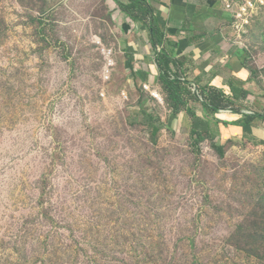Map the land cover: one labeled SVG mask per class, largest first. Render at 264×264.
Returning a JSON list of instances; mask_svg holds the SVG:
<instances>
[{"label":"rangeland","instance_id":"374dc122","mask_svg":"<svg viewBox=\"0 0 264 264\" xmlns=\"http://www.w3.org/2000/svg\"><path fill=\"white\" fill-rule=\"evenodd\" d=\"M246 1L227 30L247 91L187 86L193 123L137 75L111 0H0V264H264V147L195 123L264 116V0Z\"/></svg>","mask_w":264,"mask_h":264},{"label":"crops","instance_id":"0c3cea01","mask_svg":"<svg viewBox=\"0 0 264 264\" xmlns=\"http://www.w3.org/2000/svg\"><path fill=\"white\" fill-rule=\"evenodd\" d=\"M144 1L143 11L148 10L152 15L142 19L138 17L139 12L135 11L137 20H134L121 8L131 6L128 0H111L114 6L113 14L119 15L121 25L133 32L127 45L132 52L131 59L143 65L136 70L137 75L152 85L160 84L161 71L156 62L157 52H166L175 61V65H171V73L183 78L186 87L198 85L205 92L217 94L225 99L226 94L236 88L247 91L248 69L244 65V50L238 40L228 35L227 30L228 19L232 14L227 9V4L233 2L230 0ZM151 29L165 32V37L157 47V51L152 41ZM140 33L142 34L139 36ZM189 107L187 104L184 113H187ZM181 114H183L182 110L175 116ZM253 115H246L241 110L219 111L213 117L209 116L208 122L196 120L195 123L208 132L210 126L211 129L216 128L214 135L219 139L243 141L264 147V121L255 120L246 125V116ZM194 118L199 116L192 117L193 123ZM194 129L199 130V127Z\"/></svg>","mask_w":264,"mask_h":264},{"label":"trees","instance_id":"16d2710c","mask_svg":"<svg viewBox=\"0 0 264 264\" xmlns=\"http://www.w3.org/2000/svg\"><path fill=\"white\" fill-rule=\"evenodd\" d=\"M131 4L130 7L122 6V10L132 19L137 20L135 11L139 12V18H145L150 15L148 10L142 9L144 5V0H128ZM152 15V14H151ZM150 15V16H151ZM152 41L154 42V48L157 51V47L163 41L165 37V32L160 29H151ZM157 64L160 67L161 75L160 81L162 83L164 91L167 93L169 106L172 108L173 114L178 115L183 107L187 106V101L185 100V94L187 92L186 86L182 82L181 78H173L171 73V65H175V61L166 53V52H157ZM231 89V88H230ZM217 97V96H216ZM220 96L218 95V98ZM206 107H210L206 105ZM213 114H218L220 111L219 107L211 106ZM188 114L193 117L195 114L188 110ZM261 120L264 121V116L254 114L253 116H246L245 122L246 125L251 123V121ZM158 130V129H157ZM156 131V130H155ZM154 131V132H155ZM159 131V130H158ZM156 131V133L158 132ZM193 136L197 139V142H202L205 140L203 133L199 130H193ZM198 136V138H197Z\"/></svg>","mask_w":264,"mask_h":264},{"label":"built area","instance_id":"2783aa9c","mask_svg":"<svg viewBox=\"0 0 264 264\" xmlns=\"http://www.w3.org/2000/svg\"><path fill=\"white\" fill-rule=\"evenodd\" d=\"M245 1V0H244ZM252 2L251 1H246V3H243L242 5H238V4H235V3H228L227 4V9L230 11V12H235V8L240 11H243V9L246 8V5L247 6H251ZM147 89L150 90V88L148 86H146ZM153 97H156L157 99L161 98L160 94L158 93H155L153 94Z\"/></svg>","mask_w":264,"mask_h":264}]
</instances>
